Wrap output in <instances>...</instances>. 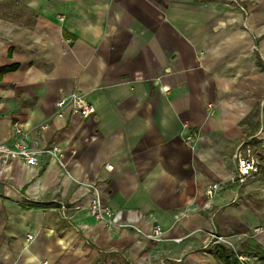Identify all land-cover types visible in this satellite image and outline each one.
<instances>
[{
    "label": "crops",
    "instance_id": "1",
    "mask_svg": "<svg viewBox=\"0 0 264 264\" xmlns=\"http://www.w3.org/2000/svg\"><path fill=\"white\" fill-rule=\"evenodd\" d=\"M11 1L0 143L17 122L61 154L0 160V264H223L218 245L264 264V170L230 184L238 148L264 158V0ZM74 92L92 111L59 116Z\"/></svg>",
    "mask_w": 264,
    "mask_h": 264
},
{
    "label": "built area",
    "instance_id": "2",
    "mask_svg": "<svg viewBox=\"0 0 264 264\" xmlns=\"http://www.w3.org/2000/svg\"><path fill=\"white\" fill-rule=\"evenodd\" d=\"M57 113L63 117L64 112L69 110L71 114L79 117L87 116L93 109V105L80 93L74 92L70 95L62 96L58 102H56ZM47 126H42L41 129H45ZM12 129L18 138L13 142L11 146L0 143V160L7 162L12 159H19L24 161L30 166L37 167L40 165L41 157L44 155L59 157L61 149L59 146L48 148H32L24 137V131L19 123L15 122L12 125ZM196 139L194 134H190L187 137L188 141ZM234 159L237 162V170L230 181V184H237L242 186L246 184L249 178L256 174H259L264 170V158L252 149L251 146H241L234 154ZM108 170H112V165H107ZM222 184L214 182L210 184L206 190L207 206H209L216 196L219 190H221ZM94 197L89 207V212L92 217L97 221L105 224H111L113 221V210L102 204L99 192L94 188ZM62 209H67V205L62 203ZM163 230L161 226H156L153 234L150 236L156 240H161ZM216 240H224L223 237L214 235ZM32 239V236L29 237ZM239 259L243 264H248L247 260L243 256H239Z\"/></svg>",
    "mask_w": 264,
    "mask_h": 264
},
{
    "label": "trees",
    "instance_id": "3",
    "mask_svg": "<svg viewBox=\"0 0 264 264\" xmlns=\"http://www.w3.org/2000/svg\"><path fill=\"white\" fill-rule=\"evenodd\" d=\"M6 70H10L8 67L1 68L0 71L4 72ZM218 257L222 261L223 264H243L239 259L240 254L236 251L228 248L224 245H218ZM260 258H264V253L259 255Z\"/></svg>",
    "mask_w": 264,
    "mask_h": 264
},
{
    "label": "rangeland",
    "instance_id": "4",
    "mask_svg": "<svg viewBox=\"0 0 264 264\" xmlns=\"http://www.w3.org/2000/svg\"><path fill=\"white\" fill-rule=\"evenodd\" d=\"M9 2H12V1L9 0ZM5 3H6V0H0V10L4 8ZM2 13H3V12H2ZM2 16H4V14H3ZM237 249H238V248H237ZM238 250H239V249H238ZM241 256H243V255H241ZM243 257H246V256H243ZM254 258H255L254 256H249V257H247L246 260H247L248 264H254V263H256V260H255Z\"/></svg>",
    "mask_w": 264,
    "mask_h": 264
},
{
    "label": "water",
    "instance_id": "5",
    "mask_svg": "<svg viewBox=\"0 0 264 264\" xmlns=\"http://www.w3.org/2000/svg\"><path fill=\"white\" fill-rule=\"evenodd\" d=\"M255 264H257V263H255Z\"/></svg>",
    "mask_w": 264,
    "mask_h": 264
}]
</instances>
